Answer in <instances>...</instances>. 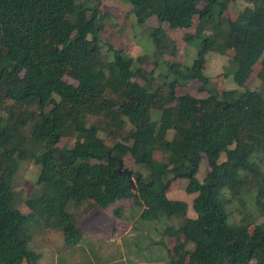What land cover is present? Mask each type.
<instances>
[{"label": "trees", "instance_id": "obj_1", "mask_svg": "<svg viewBox=\"0 0 264 264\" xmlns=\"http://www.w3.org/2000/svg\"><path fill=\"white\" fill-rule=\"evenodd\" d=\"M129 1L140 25L156 16L188 28L197 15L201 27L185 37L200 41L192 63L163 59L176 46L161 26L151 29L153 53L133 57L110 43L104 52L93 0H0V264H38L42 252L32 246L29 221L57 228L73 247L82 239L76 209L126 199L143 207L146 220L183 217L178 227L160 226L173 246L154 242L170 264H264V92L247 86L258 62L264 85V0H244L236 19L224 15L233 0ZM229 50L226 74L237 86L209 88L208 55ZM162 67L165 79L156 84ZM195 82L197 93L185 91ZM111 128L113 145L102 136ZM68 135L72 143L59 147ZM126 154L139 165L134 187L115 172ZM204 156L209 168L200 179ZM15 157L35 160L36 183L44 186L40 207L28 202L32 210L24 214L13 187ZM177 179L196 194L195 218L186 201L168 196ZM243 185L255 193L260 222L246 213L239 223L229 220L227 204Z\"/></svg>", "mask_w": 264, "mask_h": 264}, {"label": "rangeland", "instance_id": "obj_2", "mask_svg": "<svg viewBox=\"0 0 264 264\" xmlns=\"http://www.w3.org/2000/svg\"><path fill=\"white\" fill-rule=\"evenodd\" d=\"M93 1L98 4L96 13L102 25L100 38L104 42V52L108 50V45L105 43H110L116 48L125 49L133 57L144 53H153L154 42L150 34L151 29L161 26L176 46V53L166 52L163 55L164 60L186 65L191 64L197 56L200 41L197 39L190 44L185 38L188 33H197L201 27L197 15L188 28H171L167 23H160L156 16L148 18L145 25H140L129 0ZM92 4L94 2L90 3V5ZM247 4L248 2L244 0H233L224 15L236 19ZM230 54H232V50H229L226 54L210 53L208 55L205 73L210 76L211 85H209V88H217L219 91H223L237 86L233 80V74H226L227 69L225 67L228 64ZM228 67V71L234 69L233 65ZM260 67L259 62L255 64L253 74L247 81V86L253 89H261L264 92V85L257 77ZM144 68L150 72L154 69V65L149 62L144 65ZM157 72L155 71L156 84L165 79L164 75L167 73V69L162 67L159 70V72H162V78H159ZM66 80L75 83L70 77H66ZM198 86L199 83L195 82L187 87L185 91L197 93ZM179 92H182V90L179 89ZM91 120L97 121V118L92 117ZM106 127L108 128V126ZM111 130L112 128L102 132V136L109 145H113L117 139V131L111 132ZM172 134L171 132L170 137ZM72 141L71 135L65 136L60 140L58 146L64 147L71 144ZM155 158L162 160V153L156 151ZM224 159L225 155L221 157V160ZM123 166L132 171L139 169V165H137L131 154L124 156ZM11 168L15 171L13 187L17 192L16 202L19 213L24 214L32 210L28 202L35 207H40L44 190L43 185L36 183L40 173V165L35 160L23 161L15 157L11 163ZM208 168L209 164L204 156V161L198 173L200 179L204 178ZM186 184L182 179L175 180L168 191V196L171 199L186 201L189 206L188 215L195 218L197 213L193 209V201L196 194L187 193ZM248 190L249 187L243 185L241 195L227 204L230 222L239 223L245 213L250 214L256 222L263 219L262 212L258 210L255 204L254 191L248 194ZM223 194L225 197H229L226 189L223 190ZM90 204V202L84 203L76 209V219L80 224L82 239L73 247L66 245L62 232L57 228L43 231L38 220L28 222L31 232L35 235L32 246L37 251L45 250L47 256L51 257L47 264H56V261H59L58 264H170L165 247L162 243L156 244L154 242L161 241L168 246H173V239L162 236L160 226L172 224L178 227L181 224V219H183L182 216L175 214L177 216L175 217L161 214L158 219L146 220L141 218L142 207L135 206L131 199L116 201L108 208L101 210L93 209ZM253 229L254 224L250 226V230L253 231ZM55 249L58 253L53 252ZM44 256L47 257L42 253V257ZM65 257L73 258V262H65Z\"/></svg>", "mask_w": 264, "mask_h": 264}, {"label": "water", "instance_id": "obj_3", "mask_svg": "<svg viewBox=\"0 0 264 264\" xmlns=\"http://www.w3.org/2000/svg\"><path fill=\"white\" fill-rule=\"evenodd\" d=\"M115 172L122 173V174L126 175L127 180L129 181V183L132 187H134L136 185L135 178L133 177V171L127 167H124L121 162H119V165L116 168Z\"/></svg>", "mask_w": 264, "mask_h": 264}, {"label": "crops", "instance_id": "obj_4", "mask_svg": "<svg viewBox=\"0 0 264 264\" xmlns=\"http://www.w3.org/2000/svg\"><path fill=\"white\" fill-rule=\"evenodd\" d=\"M143 208V207H142ZM42 253H44L46 256H47V252L45 253V250H40ZM54 253H58L57 252V250L55 249L54 251H53ZM49 258H51V257H41L39 260H38V264H47V262H49L48 260H49ZM66 258V257H65ZM64 258V260H65V262H67V263H72L73 261H72V259L73 258H66L65 259ZM169 260V259H168ZM51 262V261H50ZM52 263V262H51ZM53 263H54V261H53ZM59 263V261H56V264H58ZM23 264H26V262H24ZM55 264V263H54Z\"/></svg>", "mask_w": 264, "mask_h": 264}]
</instances>
